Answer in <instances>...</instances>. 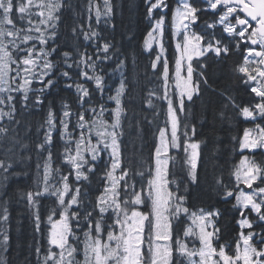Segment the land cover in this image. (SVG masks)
Instances as JSON below:
<instances>
[{"label": "snow or ice", "instance_id": "1", "mask_svg": "<svg viewBox=\"0 0 264 264\" xmlns=\"http://www.w3.org/2000/svg\"><path fill=\"white\" fill-rule=\"evenodd\" d=\"M71 7L0 0V251L10 240L7 190L23 177L30 185L15 194L33 239L47 241L32 248L37 264H264V0H143L144 50L163 82L162 93L149 95L166 110L151 155L135 163L122 143L128 57L107 31L115 30L114 0L102 8L86 0L87 20L68 25ZM209 62H230L232 83L213 87ZM205 89L221 98V118L251 125L233 137L251 155L211 188L236 213L230 239L219 208L190 202L201 141L186 105ZM147 105L155 108L152 99ZM41 112L33 139L24 117Z\"/></svg>", "mask_w": 264, "mask_h": 264}, {"label": "trees", "instance_id": "2", "mask_svg": "<svg viewBox=\"0 0 264 264\" xmlns=\"http://www.w3.org/2000/svg\"><path fill=\"white\" fill-rule=\"evenodd\" d=\"M71 8L64 10L63 21L71 25L74 21L87 20L88 13L84 5L86 0H68ZM113 23L115 30L111 27L108 32L114 36V42L121 45L127 54V66L125 74L130 84V97H126L124 104L128 109L124 120L123 151L125 155L133 160L143 158L147 160L153 151V146L157 142V127L163 126L165 119L166 104L150 96V92L162 93V80L157 76L159 67L154 72L151 68L153 61L152 54L145 53L144 40L149 30L148 21L144 18L143 0H114ZM82 13V15H77ZM87 26V25H85ZM131 37V38H130ZM171 43V41H167ZM173 47H169L167 56L170 63V74L173 71V61L171 59ZM196 60L193 61V65ZM209 81L213 87H223L225 83H232L230 80L229 64L217 65L209 62ZM195 78V76H194ZM119 75L115 78L118 82ZM233 86H235L233 84ZM114 94V92H113ZM61 95L68 94L61 91ZM149 99L153 100L154 109L147 105ZM194 103L187 104L189 114L188 120L195 124L197 128L196 139L201 141L200 159L198 161L197 173L200 178L199 185L189 184L190 202L201 206H214L221 210L218 225L222 230V238L230 239L235 235L238 226L234 217L236 213L232 210L231 204H225L216 197L212 191L214 177L223 175L227 180L229 172L235 165H239L244 154L238 148L237 140L242 137L245 127L251 126L243 118L232 119L221 118L219 113L223 110L221 98L217 92L211 89L202 91L199 97H194ZM59 105L57 104V107ZM159 112V116L154 115ZM43 113L26 114L24 119L32 126V138H35L37 125L43 119ZM183 120L184 117L182 116ZM236 137L237 140H234ZM35 158L31 161L34 170ZM178 180H186V173L177 177ZM95 182V181H94ZM30 180L21 178L18 182L12 181L9 193L11 229L8 251H0L3 264H26L25 257H29L31 264H37L36 256L32 248L39 240L41 245L47 246V241L40 236L33 239V227L27 209L22 202H18L15 194L17 188H27ZM43 211V209H42ZM32 246V247H30Z\"/></svg>", "mask_w": 264, "mask_h": 264}, {"label": "rangeland", "instance_id": "3", "mask_svg": "<svg viewBox=\"0 0 264 264\" xmlns=\"http://www.w3.org/2000/svg\"><path fill=\"white\" fill-rule=\"evenodd\" d=\"M99 5H100V6H101V8H102V6H103V0H100V3H99ZM147 38H148V37L146 36V38H145V39H147ZM143 49H144V46H143ZM156 50H157V51L159 50V49H158V47H157V49H156ZM144 52H145V53H149V51H145V50H144ZM195 59H197V58H194L193 60H195ZM172 74L174 75V71H173V73H172ZM245 151H247V150H245Z\"/></svg>", "mask_w": 264, "mask_h": 264}, {"label": "flooded vegetation", "instance_id": "4", "mask_svg": "<svg viewBox=\"0 0 264 264\" xmlns=\"http://www.w3.org/2000/svg\"><path fill=\"white\" fill-rule=\"evenodd\" d=\"M96 3H98V4H99V3H100V0H96Z\"/></svg>", "mask_w": 264, "mask_h": 264}, {"label": "bare ground", "instance_id": "5", "mask_svg": "<svg viewBox=\"0 0 264 264\" xmlns=\"http://www.w3.org/2000/svg\"><path fill=\"white\" fill-rule=\"evenodd\" d=\"M166 43H167V41H166Z\"/></svg>", "mask_w": 264, "mask_h": 264}]
</instances>
